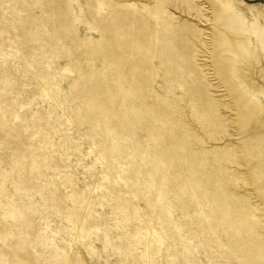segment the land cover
<instances>
[{"label": "rangeland", "instance_id": "1", "mask_svg": "<svg viewBox=\"0 0 264 264\" xmlns=\"http://www.w3.org/2000/svg\"><path fill=\"white\" fill-rule=\"evenodd\" d=\"M234 22L216 0H0V264H264V98L233 75L229 46L260 83Z\"/></svg>", "mask_w": 264, "mask_h": 264}, {"label": "bare ground", "instance_id": "2", "mask_svg": "<svg viewBox=\"0 0 264 264\" xmlns=\"http://www.w3.org/2000/svg\"><path fill=\"white\" fill-rule=\"evenodd\" d=\"M216 2L222 13L224 14V17L231 23L232 21H235L233 24V29L235 32L252 34L256 41V47H254L253 54L255 63L254 74L258 76V78L260 79V83H257L250 77V64L244 59L245 57L249 58L250 56L246 50L242 49L241 55H238L235 50L230 48V46H227V52L231 53L234 57L235 71L233 72V75L241 86L244 95L249 98V101H257V103L261 105V102H259V97L264 98V24L260 22V19L264 20V11L256 9L257 14L252 13V19L249 25H247L243 14L241 12H238L234 7V3L244 4L240 0H216ZM248 7L250 8V10H253L254 8L252 5H248ZM112 71L113 86L118 73L116 72L117 69L115 67L112 69ZM124 75L130 77L123 78L122 76L120 78V81L116 82V84L122 88V90H120L121 92H124L125 94L131 96L129 97V102H131L134 95H139L140 97L143 94L142 90H144V86L140 82H138L137 79L134 78V76L129 75L128 73H124ZM133 82L138 88L137 92L133 87Z\"/></svg>", "mask_w": 264, "mask_h": 264}]
</instances>
